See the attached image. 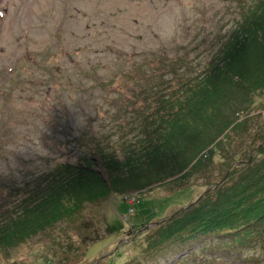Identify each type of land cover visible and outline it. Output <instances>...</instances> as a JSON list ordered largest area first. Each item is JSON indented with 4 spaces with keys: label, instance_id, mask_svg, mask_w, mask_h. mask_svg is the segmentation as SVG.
<instances>
[{
    "label": "rangeland",
    "instance_id": "374dc122",
    "mask_svg": "<svg viewBox=\"0 0 264 264\" xmlns=\"http://www.w3.org/2000/svg\"><path fill=\"white\" fill-rule=\"evenodd\" d=\"M236 9L235 0H0V104L10 91L23 92L28 100L17 101L11 114L0 115V178L8 180L12 173L23 184L26 175L48 164L78 162L83 149L79 135L88 138L95 131L115 138V116L109 115L114 107L95 78L110 77L111 88L126 90V78L112 75L163 48L171 55L188 53L193 62L203 61L238 16ZM249 117L253 125L242 149L261 145L264 93L256 98ZM216 155L219 165L222 158ZM94 162L107 181L105 167L96 158ZM216 168L203 167L180 186L165 179L111 193L108 206L89 204L87 209L101 211L109 223L123 221L120 232L83 241L62 221L29 233L18 244L0 247V264H264L263 244L236 254L226 250L229 246L222 249L225 237L220 235L186 244L167 263L163 253L177 249V241L169 239L161 249L147 248L148 230L221 180Z\"/></svg>",
    "mask_w": 264,
    "mask_h": 264
},
{
    "label": "trees",
    "instance_id": "16d2710c",
    "mask_svg": "<svg viewBox=\"0 0 264 264\" xmlns=\"http://www.w3.org/2000/svg\"><path fill=\"white\" fill-rule=\"evenodd\" d=\"M235 1L238 16L203 61L193 62L188 53L171 55L164 48L154 51L112 75L126 78V90L111 88L110 77L93 76L114 107L109 115L115 116L116 137L95 131L88 138L79 135L83 149L78 162L48 164L26 175L23 184L12 173L8 180L0 178V247L18 244L29 233L62 221L83 241L120 232L123 221L109 223L101 211L87 206H108L111 193L165 179L180 186L203 167L215 166L221 180L148 230L147 248L177 241V249L163 253L167 263L186 244L203 237H225L222 249L229 246L226 250L236 254L264 245V133H259L261 145L240 147L253 125L249 112L264 93V0ZM20 100L28 101L23 92H5L0 115L11 114ZM216 152L222 158L219 165ZM95 158L105 167L107 181L95 169ZM226 229L232 231H221Z\"/></svg>",
    "mask_w": 264,
    "mask_h": 264
},
{
    "label": "bare ground",
    "instance_id": "6f19581e",
    "mask_svg": "<svg viewBox=\"0 0 264 264\" xmlns=\"http://www.w3.org/2000/svg\"><path fill=\"white\" fill-rule=\"evenodd\" d=\"M69 81V80H68ZM102 83V82H101ZM105 88V87H104ZM261 112V111H260ZM261 124V123H260ZM26 197V196H25ZM19 201V200H18ZM21 201V200H20Z\"/></svg>",
    "mask_w": 264,
    "mask_h": 264
},
{
    "label": "water",
    "instance_id": "95a60500",
    "mask_svg": "<svg viewBox=\"0 0 264 264\" xmlns=\"http://www.w3.org/2000/svg\"><path fill=\"white\" fill-rule=\"evenodd\" d=\"M98 171V170H97Z\"/></svg>",
    "mask_w": 264,
    "mask_h": 264
}]
</instances>
